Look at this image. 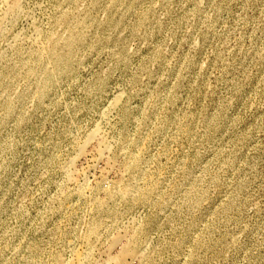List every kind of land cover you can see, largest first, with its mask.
I'll list each match as a JSON object with an SVG mask.
<instances>
[{"label":"rangeland","instance_id":"374dc122","mask_svg":"<svg viewBox=\"0 0 264 264\" xmlns=\"http://www.w3.org/2000/svg\"><path fill=\"white\" fill-rule=\"evenodd\" d=\"M127 248L264 264V0H0V264Z\"/></svg>","mask_w":264,"mask_h":264},{"label":"bare ground","instance_id":"6f19581e","mask_svg":"<svg viewBox=\"0 0 264 264\" xmlns=\"http://www.w3.org/2000/svg\"><path fill=\"white\" fill-rule=\"evenodd\" d=\"M6 1L9 2V0H6ZM20 1H22V0H18V2H20ZM119 99H120V97H117L115 102L119 101ZM112 105H113V104H112ZM106 115H107V114H106ZM99 135H100V134H99ZM96 138H98V133L94 131V132L92 133L90 139H92V141H93V140L96 139ZM99 139H100V138H98V140H99ZM102 140H104V139H102ZM102 140L99 141V143L103 145V141H102ZM95 141H97V140H95ZM90 142H91V141H89L88 143H90ZM97 142H98V141H97ZM97 142H96V143H97ZM104 142H106V141L104 140ZM99 143H98V144H99ZM100 144H99V146H100V148H102V147H101L102 145H100ZM105 145H106V143H105ZM105 145H104V146H105ZM100 148H99V152H100ZM105 148H106V147H105ZM105 148H104V149H105ZM106 149H107V148H106ZM106 149H105V150H106ZM105 150H104V151H105ZM102 152H103V149L101 150L100 153H102ZM134 254H135V252H134L133 249L127 248V249H125V250L123 251V253L121 254V257L117 258V261H115V263H116V264H124L126 258H127L128 256H131V255H134ZM109 261H111V260H109ZM109 261H107V263H109V264L112 263V261H111V262H109Z\"/></svg>","mask_w":264,"mask_h":264}]
</instances>
